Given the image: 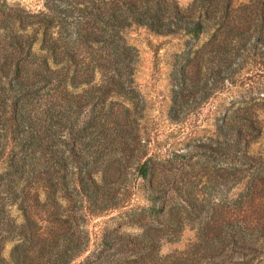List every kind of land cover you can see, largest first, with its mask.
Instances as JSON below:
<instances>
[{"label":"trees","instance_id":"16d2710c","mask_svg":"<svg viewBox=\"0 0 264 264\" xmlns=\"http://www.w3.org/2000/svg\"><path fill=\"white\" fill-rule=\"evenodd\" d=\"M133 28L199 42L173 123L264 88V0L0 2V264H264V115L242 101L208 142L155 151Z\"/></svg>","mask_w":264,"mask_h":264},{"label":"rangeland","instance_id":"374dc122","mask_svg":"<svg viewBox=\"0 0 264 264\" xmlns=\"http://www.w3.org/2000/svg\"><path fill=\"white\" fill-rule=\"evenodd\" d=\"M181 6H188L193 0H176ZM8 6L20 5L31 11L44 8L46 0H0ZM127 41L140 54L137 81L141 97L146 105L145 125L155 135L153 149L161 154L173 151L186 152L209 141L216 124L224 115H243L239 106L242 101L253 100L254 108L248 115H264V88L257 89L244 97L236 87L228 84L201 109L189 115L182 123L170 120L169 107L172 104V73L178 60L197 49L199 42L189 37L159 36L144 28H133L127 33ZM257 88V87H256ZM114 212L93 221V228L117 217Z\"/></svg>","mask_w":264,"mask_h":264}]
</instances>
